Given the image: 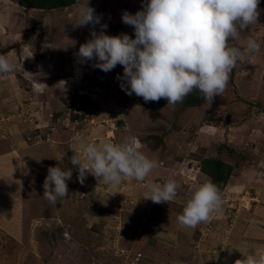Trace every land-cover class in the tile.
<instances>
[{"label": "rangeland", "instance_id": "1", "mask_svg": "<svg viewBox=\"0 0 264 264\" xmlns=\"http://www.w3.org/2000/svg\"><path fill=\"white\" fill-rule=\"evenodd\" d=\"M146 2L0 0V55L15 64L0 73V156L10 158L0 159V195L1 187L7 192L0 197V264H126L137 256L157 264L170 249L157 243L158 233H171L169 213L182 214L188 202L183 192L213 182L204 166L211 158L230 166L217 185L222 209L197 225L192 239L205 241L213 257L229 248L227 258L235 261L264 254V0L257 23L229 40L243 48L252 38L260 51L238 61L210 107L196 90L175 106L164 98L145 102L121 88L122 65L104 72L92 66L95 59L79 63L80 45L93 27L101 31L78 25L87 4L107 35L135 38L122 14H135ZM130 136L163 167L143 182L125 178L117 189L90 172L78 181L74 150L84 163L82 145ZM57 165L71 168L72 179L67 198L54 206L43 196V182ZM166 180L180 185L173 201L144 200L148 181Z\"/></svg>", "mask_w": 264, "mask_h": 264}, {"label": "clouds", "instance_id": "2", "mask_svg": "<svg viewBox=\"0 0 264 264\" xmlns=\"http://www.w3.org/2000/svg\"><path fill=\"white\" fill-rule=\"evenodd\" d=\"M258 5L259 0H148L135 14H122V21L134 27L135 38H131L128 34L107 35V25L101 24V16L87 4L78 25H100L101 31L97 33L93 27L91 39L80 45L76 56L81 64L95 59L97 63L92 66L104 72L122 65L123 76L117 77L124 81L121 88L145 102L164 98L167 106H175L196 90L210 107L214 97L226 90L238 61L244 62L260 51V45L252 38L243 48L229 46L230 39H238L240 31L257 23ZM14 70V62L0 55V73ZM81 147L85 162L75 150L71 157L72 165L78 166L77 179L81 184L90 172L117 189L125 178L143 182L153 169L163 167L162 161L144 154L143 144L136 137ZM71 179V168L50 166L43 182L44 198L54 206L63 203ZM179 187L175 180H166L162 185L148 181L143 198L168 204L177 196ZM116 193L119 192L113 195ZM222 204L218 186L205 182L194 191L177 222L181 227L195 229L210 222ZM235 264H264V254L248 256Z\"/></svg>", "mask_w": 264, "mask_h": 264}, {"label": "crops", "instance_id": "3", "mask_svg": "<svg viewBox=\"0 0 264 264\" xmlns=\"http://www.w3.org/2000/svg\"><path fill=\"white\" fill-rule=\"evenodd\" d=\"M10 155V154H9ZM0 159H9V157H7V153L4 154V156H0ZM6 163H10L5 161ZM4 188V189H3ZM1 187V190H3L2 194L0 195L1 199L3 197L7 196V192L4 190L6 189V187ZM194 191L192 192H187L184 194L183 192V198L185 200H189L191 199L192 195H193ZM6 198H4L3 200H5ZM145 200V199H144ZM148 202L150 201L147 200ZM168 213V212H167ZM169 215H173L171 217V220L173 221V225L171 228V233L168 234H162V233H158L159 235H157V237H160V239L157 240V243H159L160 246H164L166 247V245L170 248L168 250V253L165 252V254H163L164 256H158L157 259V264H215L216 261H218V264H221L220 260H224L222 264H235V259H229L227 257H229L230 254H232L231 252L233 250H230L232 248H229L228 252L223 256L221 253L220 256H212V254L210 252L207 251V247L208 244L205 243V241H194V239H192V236L194 234L193 228H186V227H181L179 226L178 222H177V217L178 215L175 214H170ZM166 216V213H165ZM163 240V241H161ZM172 244L171 246L168 245L170 243ZM162 247H160V249H162ZM159 249V250H160ZM163 250V249H162ZM210 251V250H209ZM256 252V247H254V250ZM206 252V253H205ZM252 254L255 255V253L251 252ZM234 254V253H233ZM153 257V256H152ZM145 258V257H144ZM144 258L141 256H137V258H135V260H131L129 261L130 263H137V264H145V263H149L152 264L149 261L144 260ZM154 258V257H153ZM150 259V257H149ZM160 259V260H158ZM211 263H210V261ZM137 261V262H135ZM129 262H127L126 264H128Z\"/></svg>", "mask_w": 264, "mask_h": 264}, {"label": "trees", "instance_id": "4", "mask_svg": "<svg viewBox=\"0 0 264 264\" xmlns=\"http://www.w3.org/2000/svg\"><path fill=\"white\" fill-rule=\"evenodd\" d=\"M199 98H201V95L199 96ZM204 162V166L208 169L209 176L211 177L213 183L218 185L219 183L225 182L227 180L230 166L224 164L223 162H221V160H218L216 158L206 159L204 160Z\"/></svg>", "mask_w": 264, "mask_h": 264}, {"label": "bare ground", "instance_id": "5", "mask_svg": "<svg viewBox=\"0 0 264 264\" xmlns=\"http://www.w3.org/2000/svg\"><path fill=\"white\" fill-rule=\"evenodd\" d=\"M74 26V25H73ZM5 164H6V166H7V163L5 162ZM1 167V166H0ZM4 180H5V178H4Z\"/></svg>", "mask_w": 264, "mask_h": 264}]
</instances>
